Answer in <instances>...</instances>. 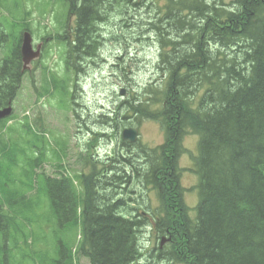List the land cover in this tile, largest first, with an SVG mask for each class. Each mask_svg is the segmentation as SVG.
Returning <instances> with one entry per match:
<instances>
[{
    "label": "trees",
    "instance_id": "16d2710c",
    "mask_svg": "<svg viewBox=\"0 0 264 264\" xmlns=\"http://www.w3.org/2000/svg\"><path fill=\"white\" fill-rule=\"evenodd\" d=\"M160 1L163 3L155 5L154 16L144 25L150 32L147 37L158 43L160 78L120 101L118 112L99 115L100 124L108 126L112 134L94 133L79 155L86 166L91 159L88 149L96 139L113 137L114 154L122 157L124 169L103 168L106 163L94 160L88 165L89 175L79 178L83 194L78 195L68 176L50 177L36 171L45 162L44 141L49 142L43 135H32L29 124L24 125L29 139L22 145L8 147L0 141V156L10 163L0 166V264H8L7 240L18 248L21 260L28 259L31 264H74L75 252L88 264H135L149 251L148 258L154 256L161 264H264V0ZM3 2L0 0V12L3 9L11 14ZM103 2H108L109 10L102 8ZM140 3L64 0L66 22L61 35L51 38L63 48L65 73L61 78L45 75L42 92L58 97L63 108H72L75 81L81 72L78 63L96 56L104 39L100 27L107 25L113 14L115 25H123L130 13L124 9L138 10ZM5 17L0 16V47L6 46L0 61V108L15 101L27 73L20 56L21 28L16 29L21 22L8 26ZM26 27L23 29L28 30ZM227 48L233 56L231 62L221 55ZM131 118L137 124L158 123L162 144L136 148L125 142L118 131ZM6 121H0V129ZM186 135L198 137L193 170L198 198L193 217L184 204L178 166ZM27 148L32 153L24 158L21 180H17V153L24 157ZM125 150H137V165L118 154ZM56 158L59 160L58 155ZM118 160L111 161L119 164ZM128 164L131 168L127 170ZM55 168L61 169L59 164ZM125 171L133 177L127 196L119 186L131 180ZM132 185L141 190L137 201L130 197ZM118 188L122 192L118 193ZM145 191L153 193L156 205L147 206ZM106 192H111V197ZM39 199H46V224L53 235L59 230L67 234L79 229L74 252L71 242L57 239L52 256L48 251L28 256L27 250H22L28 248L29 239L34 246L48 241L43 222L35 213L28 214L36 209ZM18 216L24 219L18 220ZM145 233L150 236V246L152 239L157 241L151 250L149 244H140ZM162 239H166L163 245Z\"/></svg>",
    "mask_w": 264,
    "mask_h": 264
},
{
    "label": "rangeland",
    "instance_id": "374dc122",
    "mask_svg": "<svg viewBox=\"0 0 264 264\" xmlns=\"http://www.w3.org/2000/svg\"><path fill=\"white\" fill-rule=\"evenodd\" d=\"M137 1L143 2L139 4L138 10L133 7L130 11L124 9L127 14L130 13L129 19L123 25H115V21L113 20L116 17L115 14L108 16L112 19H108L109 23L100 27L101 32L104 34V39L101 42V46L99 45L96 56L91 59L87 57L85 60L82 59L79 61L78 66L81 72L78 73L75 81L76 90L75 92L73 91V102L75 104L72 108L69 109L68 106L63 108L58 97L52 93L45 94L42 92L41 86L43 85L45 75L50 77L53 74L56 78H61L65 73L62 59L63 48L59 41L49 40L50 42L45 43L42 50L39 48L41 50L40 57L32 61L28 66V70L30 71L23 77L13 104V117L5 123V128L0 129V137L6 135L8 138L6 143L11 147L12 144L22 145V143H25L29 139L26 135V127L24 126L26 123L33 130L32 135L37 137L43 135L46 141L49 142V145L47 143L45 144L44 141L45 162L36 171L50 177H60L58 169L55 168V165L59 164L62 166L61 172L70 176L75 181L79 192H83L79 178L89 175L90 170L88 165L94 160L106 163L103 168H111L113 166V169L116 170L117 167L115 166H118L117 171L119 168H125V164L122 163V157L114 154L116 143L113 137H98L94 146L88 149V155L91 157V161L88 162L89 164L84 166L83 161H80L79 155L81 151L85 150L86 144L93 139L94 133L112 134L108 126L104 128L105 126L100 124V118L98 116H107L111 115V112H118L116 106L120 101L129 98L133 93H137L138 88L144 84L148 83L152 85L159 77V71L155 69L158 63L157 56L160 51L158 43H154L153 38L147 37L150 32L146 33L147 27L144 25H146L147 18L154 16L152 11L155 5H161L163 2L160 0H153L154 3H150V0ZM3 3L6 6V10L10 8L12 12L10 14V12L8 13L1 9L0 16H6L5 20L8 26H13L14 22H21L22 24L23 21L31 33L32 45L40 46L43 39L53 36L56 37V34L61 35V26L66 22L67 17V7L64 4V0H4ZM13 3H16V8H14ZM101 6L105 10H109L108 2H103ZM149 9L150 11H148ZM71 19L72 17L68 19L67 24H70ZM25 25L15 26H20L16 28L18 30L24 28ZM55 26L58 32L55 30ZM9 34L10 32H6L7 36ZM115 35L116 37L111 40L112 36ZM5 49L6 46L3 44L2 48L0 47V60L6 54L4 53ZM183 49L186 48L184 47ZM234 50L237 53L238 50ZM229 53H231L229 48L226 51L223 49L221 52L222 57H224L223 59L227 62H231L230 60L233 59L232 53ZM121 91H123L122 95ZM130 127H135L139 130L138 142L131 146H135L136 148L139 145L155 147L163 142V133L157 123L141 121L137 124V120L131 118L118 133L120 134L123 129ZM182 146L184 153L179 160V167L183 169V173L180 183L187 191L184 194V204L188 207V215L191 217L195 215L194 208L198 198L195 189L197 177L195 173H191L194 172V158L197 155L198 137L196 135H186L183 138ZM30 149L27 148L24 151V157L20 153H17V168L14 169V172L17 174V180H21L19 173L25 167L26 163L24 158L31 156L32 152ZM132 151L135 153L137 150ZM131 152L129 153L126 150L122 152L118 151V154H124L123 156L126 159L133 160L136 163L139 157L134 156L135 154H131ZM56 155L59 156V160L56 158ZM112 159H119V164L112 163ZM3 163L0 160V166L10 164ZM128 165L129 167L126 165L127 170L131 168V164ZM125 173L131 177L130 171H125ZM132 183L133 177H131L128 185H119L124 188L122 195L125 196L126 194L127 196V188ZM132 187L134 194H131L130 197L137 201L138 196L141 197V190L136 186L134 187L132 185ZM119 189H117V192H122ZM111 192H106L108 198L111 197ZM145 194L147 206L156 205L157 202H155L153 193L145 191ZM118 197H115L114 200ZM45 200L39 199V202L35 205L36 209L33 207L32 210L28 211V214L33 215L35 213L38 221L43 222V232L47 235L48 241L45 243L38 241L34 246L31 239H29L28 248H25V246L22 247L24 252L27 250L28 256H32L36 251H48L52 256V244L54 245L56 239L66 244L70 242L72 244L73 242V246L78 241V229L74 230V234H62L63 230H59L55 235L50 232L49 225L46 224L48 222L49 212L47 210V204L44 202ZM8 213L11 216L13 215L11 212ZM23 219V217L18 216V220ZM33 227L36 228V225L33 224ZM38 234L40 236L42 235L40 230H38ZM10 239H12L11 236ZM143 240L144 242H142ZM152 240L154 242L150 246V236L145 233L144 238L143 235L140 237V244H149L148 248L151 250L155 242H157L156 239ZM12 245V241L8 240L6 246L8 249V264H31L23 260L20 261V252L17 247ZM152 253L156 254L151 251V255ZM148 254H150V251L146 253V260L142 258L136 264L160 263L156 262L155 257L148 259ZM74 264H88V261L86 258L75 255Z\"/></svg>",
    "mask_w": 264,
    "mask_h": 264
},
{
    "label": "water",
    "instance_id": "95a60500",
    "mask_svg": "<svg viewBox=\"0 0 264 264\" xmlns=\"http://www.w3.org/2000/svg\"><path fill=\"white\" fill-rule=\"evenodd\" d=\"M21 57L24 64H28L31 60L38 56V53H33L31 47V39L28 33L23 35L22 44L20 48ZM11 114V107L0 109V119L6 118ZM138 131L136 129H125L122 132V138L130 143L137 140Z\"/></svg>",
    "mask_w": 264,
    "mask_h": 264
},
{
    "label": "bare ground",
    "instance_id": "6f19581e",
    "mask_svg": "<svg viewBox=\"0 0 264 264\" xmlns=\"http://www.w3.org/2000/svg\"><path fill=\"white\" fill-rule=\"evenodd\" d=\"M146 33H147V31H146ZM219 46V45H218ZM183 47V46H182ZM217 49V48H216ZM220 49V48H219ZM217 51V50H216ZM223 51V50H222ZM221 51V52H222ZM226 51V50H225ZM217 53H218V51H217ZM242 53V52H241ZM246 60V59H245ZM155 64V63H154ZM155 69H157V67L155 68ZM158 69H160V68H158ZM155 71V70H154ZM164 250V249H163ZM166 250V249H165ZM156 253V252H155ZM154 255V254H153ZM156 255H158V252H157V254ZM145 257V256H144ZM154 257V256H153ZM157 257V256H156ZM163 258V257H162ZM149 259V258H148ZM151 259V258H150ZM153 259V258H152ZM141 260V259H140ZM146 260V259H145ZM155 260H157V259H155ZM160 260V259H159ZM163 260V259H162ZM176 260V259H175ZM133 261V260H132ZM149 261V260H148ZM166 261V260H165ZM168 261V260H167ZM184 261V260H183ZM155 262V261H154ZM139 263V262H138ZM143 263H144V261H143ZM159 263V262H158ZM150 264V263H149ZM152 264V263H151ZM154 264H156V263H154ZM160 264V263H159ZM176 264V263H175Z\"/></svg>",
    "mask_w": 264,
    "mask_h": 264
},
{
    "label": "flooded vegetation",
    "instance_id": "af4514ba",
    "mask_svg": "<svg viewBox=\"0 0 264 264\" xmlns=\"http://www.w3.org/2000/svg\"><path fill=\"white\" fill-rule=\"evenodd\" d=\"M41 46V47H40ZM40 46L39 45H36V49H42V44H40ZM134 154V153H133ZM135 156V155H134ZM134 162V161H133ZM135 165H137V161H136V163H135Z\"/></svg>",
    "mask_w": 264,
    "mask_h": 264
}]
</instances>
